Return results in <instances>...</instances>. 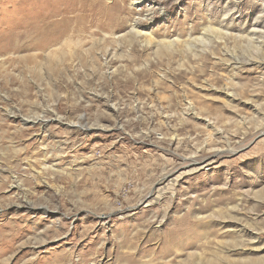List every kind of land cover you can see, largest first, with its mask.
<instances>
[{
    "label": "rangeland",
    "instance_id": "1",
    "mask_svg": "<svg viewBox=\"0 0 264 264\" xmlns=\"http://www.w3.org/2000/svg\"><path fill=\"white\" fill-rule=\"evenodd\" d=\"M263 10L0 0V264H264Z\"/></svg>",
    "mask_w": 264,
    "mask_h": 264
},
{
    "label": "bare ground",
    "instance_id": "2",
    "mask_svg": "<svg viewBox=\"0 0 264 264\" xmlns=\"http://www.w3.org/2000/svg\"><path fill=\"white\" fill-rule=\"evenodd\" d=\"M140 1L141 0H132V2H135V3H140ZM86 2H87V0H86ZM114 4H112L110 6H105V7L99 6L100 9H103L104 12H106L105 18L107 20H109L110 22L116 18L115 14L109 15V13H108V9H112V8L116 9L117 8V6ZM80 8L81 7L77 6L76 11H78V9H80ZM86 9H89V8H86ZM262 13H264V10L262 11ZM43 16H44L45 22L42 21L41 24H39L35 27V31L33 33V36H31V40H30L29 44L26 46V47H28V49H34L37 51H45L51 47L56 46L59 41H61L66 35H68L66 33L68 31H70V28H69L70 19L68 17L61 15L60 18H56L57 16L55 15L54 12L51 14H48L47 11L44 12ZM97 17H99V15ZM97 26H99V25H97ZM139 28H140L139 24L137 22H134L131 26V31H130L131 34L135 37L139 36L141 34L139 32L140 30H138ZM255 29H257V30H255ZM217 31L220 33L221 30H217ZM258 32L262 33V34L258 35ZM263 34H264V20L257 17L253 23V30L244 36L241 35L240 38L243 40H247L249 43H252V42H254L253 38H256V39L262 38ZM190 37H191V35L189 34L188 38L190 39ZM175 42H178V40H176V41H167V40L165 41L164 40L161 45L158 44L157 46L159 48L166 49V51H167L169 48L173 47ZM256 46L260 47L261 51L264 52V43L262 45L256 44ZM43 49H45V50H43ZM161 52H163V51H161ZM165 54H167V53H165ZM50 56L51 55L49 53L47 58L50 59ZM57 63H59V62L57 61ZM188 107L189 108L191 107V103L188 104ZM55 120L57 122H60V118H58V117L55 118ZM33 121H35V120H33ZM24 124H28L27 121H25ZM87 129H89V128H87ZM85 130H86V128H85ZM185 160L186 159H184V162H182L181 168H187V167L195 168L194 166L196 164H198V162L201 160V158H197L194 156L193 158H189L186 161Z\"/></svg>",
    "mask_w": 264,
    "mask_h": 264
}]
</instances>
